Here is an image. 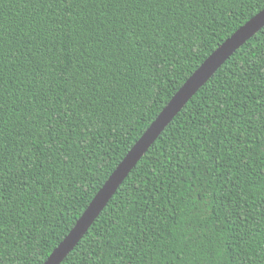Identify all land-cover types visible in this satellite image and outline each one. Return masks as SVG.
<instances>
[{
	"label": "trees",
	"instance_id": "16d2710c",
	"mask_svg": "<svg viewBox=\"0 0 264 264\" xmlns=\"http://www.w3.org/2000/svg\"><path fill=\"white\" fill-rule=\"evenodd\" d=\"M264 0H0V264H42ZM60 264H264V26L172 118Z\"/></svg>",
	"mask_w": 264,
	"mask_h": 264
},
{
	"label": "water",
	"instance_id": "95a60500",
	"mask_svg": "<svg viewBox=\"0 0 264 264\" xmlns=\"http://www.w3.org/2000/svg\"><path fill=\"white\" fill-rule=\"evenodd\" d=\"M264 26V7L240 25L230 36L220 43L205 60L187 77L156 118L149 124L125 156L117 164L95 193L89 204L76 220L73 227L52 250L42 264H60L74 248L88 228L105 207L130 170L146 153L151 144L161 134L172 118L181 110L197 90L215 71L243 44Z\"/></svg>",
	"mask_w": 264,
	"mask_h": 264
}]
</instances>
